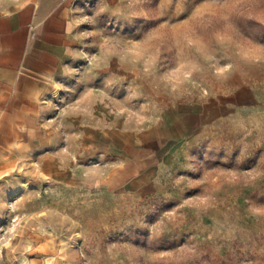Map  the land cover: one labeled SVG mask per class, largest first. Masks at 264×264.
<instances>
[{
    "label": "rangeland",
    "instance_id": "obj_1",
    "mask_svg": "<svg viewBox=\"0 0 264 264\" xmlns=\"http://www.w3.org/2000/svg\"><path fill=\"white\" fill-rule=\"evenodd\" d=\"M74 21L43 146L0 157V264H264V0Z\"/></svg>",
    "mask_w": 264,
    "mask_h": 264
},
{
    "label": "crops",
    "instance_id": "obj_2",
    "mask_svg": "<svg viewBox=\"0 0 264 264\" xmlns=\"http://www.w3.org/2000/svg\"><path fill=\"white\" fill-rule=\"evenodd\" d=\"M79 1L0 0V157L43 146L39 123L47 101L77 56L74 10ZM99 139L87 129L85 149ZM39 162L45 174L54 167L51 157Z\"/></svg>",
    "mask_w": 264,
    "mask_h": 264
},
{
    "label": "bare ground",
    "instance_id": "obj_3",
    "mask_svg": "<svg viewBox=\"0 0 264 264\" xmlns=\"http://www.w3.org/2000/svg\"><path fill=\"white\" fill-rule=\"evenodd\" d=\"M21 262L24 263V264H27V260L26 259L25 260L24 259L21 260Z\"/></svg>",
    "mask_w": 264,
    "mask_h": 264
}]
</instances>
